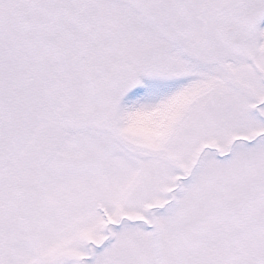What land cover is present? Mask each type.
<instances>
[{
    "label": "snow or ice",
    "instance_id": "6c2138e0",
    "mask_svg": "<svg viewBox=\"0 0 264 264\" xmlns=\"http://www.w3.org/2000/svg\"><path fill=\"white\" fill-rule=\"evenodd\" d=\"M0 264H264V0H0Z\"/></svg>",
    "mask_w": 264,
    "mask_h": 264
}]
</instances>
